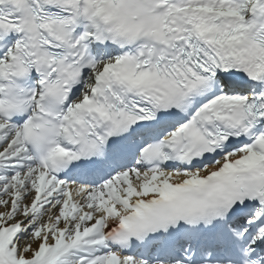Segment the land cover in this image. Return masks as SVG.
<instances>
[{
    "label": "snow or ice",
    "instance_id": "6c2138e0",
    "mask_svg": "<svg viewBox=\"0 0 264 264\" xmlns=\"http://www.w3.org/2000/svg\"><path fill=\"white\" fill-rule=\"evenodd\" d=\"M0 264H264V0H0Z\"/></svg>",
    "mask_w": 264,
    "mask_h": 264
}]
</instances>
